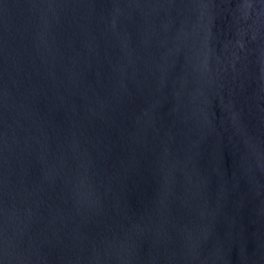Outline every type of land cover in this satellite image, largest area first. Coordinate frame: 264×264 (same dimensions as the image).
<instances>
[{"label":"water","instance_id":"obj_1","mask_svg":"<svg viewBox=\"0 0 264 264\" xmlns=\"http://www.w3.org/2000/svg\"><path fill=\"white\" fill-rule=\"evenodd\" d=\"M0 264H264V0H0Z\"/></svg>","mask_w":264,"mask_h":264}]
</instances>
